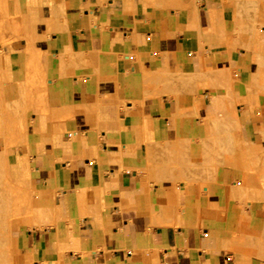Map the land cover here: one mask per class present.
Returning <instances> with one entry per match:
<instances>
[{
  "label": "crops",
  "instance_id": "crops-1",
  "mask_svg": "<svg viewBox=\"0 0 264 264\" xmlns=\"http://www.w3.org/2000/svg\"><path fill=\"white\" fill-rule=\"evenodd\" d=\"M4 2L22 37L2 21L0 94H24L29 41L42 52L46 92L26 109L27 142L11 150L16 163L25 156L41 213L18 228L15 252L30 264H264L238 242L264 231L262 204L230 197V166L199 174L220 141V110L263 140L264 30L247 48L230 45L218 0L177 10L151 0ZM145 71L169 76L153 81L161 93L145 86Z\"/></svg>",
  "mask_w": 264,
  "mask_h": 264
},
{
  "label": "rangeland",
  "instance_id": "rangeland-1",
  "mask_svg": "<svg viewBox=\"0 0 264 264\" xmlns=\"http://www.w3.org/2000/svg\"><path fill=\"white\" fill-rule=\"evenodd\" d=\"M151 1L160 8L177 10L182 7L195 8L200 0ZM218 1L224 5L230 19V45L247 48L264 30V13L255 9L257 5L264 3V0ZM6 16L9 18L8 15ZM18 21L19 24L14 26L11 25L10 20L5 21V24L11 34L22 37L20 19ZM26 52L29 57L27 75L30 73L31 77L27 78L25 84H20L25 94H22L20 98L14 101L4 99L0 94V157H5L3 159L4 161L7 159L5 164L8 165L7 169V166H3L1 162L3 159L0 158V229H2L0 230V237L3 236L0 238V264H30L27 257H21L19 253L15 252L14 237L20 226L31 227L36 224L33 221L36 214L41 216V213L35 207L33 190L29 183V168L25 156H22L21 163L14 162L11 157V154L14 155V152H11L12 148L15 147V150L19 151L20 146L27 142L26 109L32 105L36 106L46 103L45 78L39 70L40 62L36 60L42 52L34 41L28 42ZM6 57L8 56H0V71L3 66L2 60ZM81 62L87 64L85 59H81ZM143 74L145 85L148 88L154 87L153 93H161L160 83L154 84L153 81L157 80L156 76H160L161 78L158 77L159 79L167 82V77L169 76L164 73L162 75L157 73L154 76L147 71L143 72ZM221 78L224 80L225 86L229 87L230 91L233 92L232 79L231 77L229 78V74L223 72L221 73ZM175 80L179 81L180 79L176 78ZM1 81L3 79L0 77ZM249 91L252 94L253 90ZM233 113L236 112L233 111L231 114ZM231 119L229 109L225 108L219 111L217 134L220 141L217 146H212L213 158L204 160L202 169H199V174L206 177L217 166H230L235 172L233 185L237 186L239 191V196L233 197H231L232 191H230V197H237L236 199H240L241 202L246 200V202H242L244 207L250 200V202H260L263 206L261 212L264 216V132L262 142L254 141L253 138L246 137L239 123V125L235 124L238 122L237 117H231ZM213 133L214 136L216 131L214 130ZM4 150L7 155L1 152ZM216 155H219V158H215ZM3 168H6L7 172ZM246 174H248L247 178H245ZM252 179H258L256 181L258 184H254L255 180L252 182ZM245 183L250 185H245ZM247 186L250 189L244 188ZM234 188L236 187H232V189ZM252 188L256 190L254 191ZM253 191L254 193H252ZM239 251L244 256L264 261V231L243 241L242 248Z\"/></svg>",
  "mask_w": 264,
  "mask_h": 264
},
{
  "label": "bare ground",
  "instance_id": "bare-ground-1",
  "mask_svg": "<svg viewBox=\"0 0 264 264\" xmlns=\"http://www.w3.org/2000/svg\"><path fill=\"white\" fill-rule=\"evenodd\" d=\"M5 7V2H4V0H0V17H1V20L2 21H7V20H10V23H11V25H18L19 24V21H18V19L16 18V19H11V18H7V12H6V9L4 8ZM248 9H250V8H248ZM256 11H259V12H261V13H264V3H260L259 5H257L256 6ZM255 9H253V10H255ZM251 10V9H250ZM192 12V11H191ZM193 14H194V12H193ZM196 16V15H195ZM14 18V17H13ZM197 18V17H196ZM196 20V19H195ZM13 26H12V28H13ZM14 29V28H13ZM181 32V31H180ZM250 36V35H249ZM226 70V69H225ZM148 72V71H147ZM159 73V72H158ZM157 74V73H156ZM150 75V74H149ZM154 75V74H153ZM160 75H162V73H160ZM164 75V74H163ZM154 76H156V75H154ZM154 76H152V77H154ZM157 78L156 79H159L158 77H160V76H156ZM162 77H164V76H162ZM179 77V76H178ZM161 78V77H160ZM167 78H169V77H167ZM164 79V78H163ZM166 79V78H165ZM164 81H166V80H164ZM146 86V85H145ZM25 94V93H24ZM232 118H235V117H237V119H238V116H237V113H233V114H231L230 115ZM239 123V119H238V122H236L235 124H237V125H239L238 124ZM18 140H20V139H18ZM1 152H4L3 154H5V155H7L6 153H5V150L4 151H1ZM177 154V153H176ZM5 155H3V156H5ZM250 155V154H249ZM253 156V155H252ZM249 157V156H248ZM0 158H2V157H0ZM4 159H5V157H3ZM2 158V159H3ZM253 158V157H252ZM1 159V160H2ZM4 159L1 161L2 163H3V166H7L6 168L8 169V165H6L5 164V161H7V159L4 161ZM4 161V162H3ZM5 164V165H4ZM8 164V163H7ZM2 166V167H3ZM175 166V165H174ZM6 168H3V169H5L6 171L5 172H7V169ZM163 168V167H162ZM161 168V169H162ZM164 168H166V167H164ZM161 171V170H160ZM249 171V170H248ZM163 173V172H162ZM263 173V172H262ZM249 174H250V172H249ZM260 174V173H259ZM197 175V174H196ZM248 174H246L245 176V178H247L248 176H247ZM262 175V174H261ZM251 176V175H250ZM254 178V177H253ZM253 180H255V179H252V182H254ZM258 180V179H257ZM257 180H255V182H254V184H258L256 181ZM237 181V180H236ZM244 181V180H243ZM246 182V181H245ZM249 182V181H248ZM251 182V183H252ZM250 183V182H249ZM250 185V184H248V183H245V185ZM244 185V184H243ZM244 185V186H245ZM262 185H263V183H262ZM239 186V185H238ZM258 186V185H257ZM260 186V185H259ZM236 188H237V186H235ZM239 187H241V186H239ZM236 188H234V189H231L230 191H232V194H231V197H233V196H237L239 193V191H238V188L236 189ZM244 188H248V189H250L248 186L247 187H244ZM253 189V188H252ZM254 190V189H253ZM256 190V189H255ZM254 190V191H255ZM242 191V190H241ZM254 191L252 192V193H254ZM249 193V192H248ZM243 195V194H242ZM239 196V195H238ZM258 197V196H257ZM237 198V197H236ZM235 198V199H236ZM258 199V198H257ZM240 200V199H239ZM251 201V200H250ZM249 201V202H250ZM242 202H246V200L245 201H242ZM240 203V202H239ZM246 206V205H245ZM218 213V212H217ZM223 215V214H222ZM221 219H222V217H221ZM0 230H2V229H0ZM1 235V234H0ZM3 236H1L0 238H2ZM243 237V236H242ZM240 238L239 240H238V242H239V244H242V242L243 241H246L245 239L246 238ZM32 261V260H31Z\"/></svg>",
  "mask_w": 264,
  "mask_h": 264
}]
</instances>
